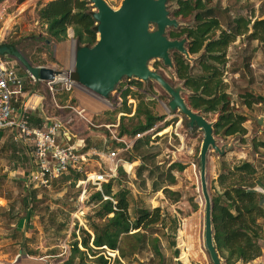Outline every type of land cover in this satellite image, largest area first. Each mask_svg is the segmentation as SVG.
I'll return each mask as SVG.
<instances>
[{
  "label": "rangeland",
  "instance_id": "rangeland-1",
  "mask_svg": "<svg viewBox=\"0 0 264 264\" xmlns=\"http://www.w3.org/2000/svg\"><path fill=\"white\" fill-rule=\"evenodd\" d=\"M106 1L116 8L122 0ZM39 3L34 10L32 6L30 8L32 11H27L24 23L4 25V21L13 9L9 6L7 15L0 20V42H14L32 65L47 66V63H52L51 61L54 60L56 41L47 43L45 40L44 24L36 15ZM2 5L0 4V13ZM208 6L214 9L213 14L218 17L222 28L225 29L235 16L244 15L252 20L264 18V0H211ZM168 7L175 8L176 1L168 3ZM178 23V26H184L187 21L178 20ZM171 28L172 26L167 27V36ZM69 34L72 35L71 29ZM72 46L73 42H71ZM8 57L23 77L27 90L37 92L44 97L42 103L47 114L66 121L73 116L70 114V109L64 107L66 104L70 103L84 109L85 119L74 118L71 123H67V127L84 140L82 149L84 151L92 149L107 153L109 149L118 146L119 144L111 137L113 134L118 135L121 116L124 115L122 122L129 128L136 121L131 120L130 117L140 100L148 103L152 111L162 117L147 133L151 141L148 146L141 148V151L146 156L148 166L151 167L166 165L173 161L186 165L182 172L175 171L178 180L176 184L171 185L172 189L180 191V199L172 201L166 198L162 191H151V179L148 178L147 170L142 174V178L146 179V186L143 187L141 178L136 175L141 158L135 159L138 163L133 170L134 175L122 174L120 183L131 190L132 215L136 208L156 206H160L162 213L166 215L165 228L156 224L149 230L152 233L149 236L160 239L162 252L165 255L163 263L155 259L152 261L154 264H212L203 245L204 200L198 173V155L203 133L201 130H191L187 127V118L180 111L169 110V95L155 81L123 77L107 98L75 85L66 93L61 94L60 91L55 93L53 99L44 82L33 83L26 69L14 58ZM198 57L191 55L190 61L194 65V72L198 71ZM226 58L222 74L225 91L230 95L234 109L246 116L244 125L247 133L243 136H215L217 145L223 148V153L215 152L212 148L208 152L207 184L210 196L221 190L223 186L232 183L237 175L228 174L230 169L224 170L221 166L222 162L226 164V168L229 166L231 168L242 160H248L258 167L260 173L264 168V147L256 146L257 142H264V118L261 124L257 122V118L264 115V41L251 39L247 34L237 36L227 48ZM156 63L158 67L154 66ZM149 66L173 86H182L181 95L186 101L189 92L185 89L183 81L177 78L174 66L170 68L158 59L151 60ZM54 69L62 72L61 75L69 74L67 68L55 65ZM132 81L140 82L141 85L131 83ZM127 87L131 90L126 97V106L130 108V113L122 112L125 106L121 92ZM247 93L257 98L251 107H247L244 103L246 99L244 94ZM55 101L61 107H57ZM39 118L34 116L32 123L38 124ZM205 118L213 123L217 115L208 114ZM105 140L108 142L105 143ZM16 151L17 148L11 146L3 145L0 148L2 164L0 196L4 197L6 202L0 207V264H62L70 255L74 240L73 233L75 232L80 239L82 232L79 228L87 229V217L92 213L94 206L88 200L96 189L92 184L77 181L72 185V181L64 180L63 177L53 180L48 187L29 188L25 185L22 172L28 169V161L20 160ZM131 151L132 148L124 150L121 155L129 156ZM97 162L102 163L100 157L90 155L87 169L105 168L104 164L100 167ZM192 163L195 164V170ZM13 169L16 170L15 173H11ZM223 172L227 174L225 182L219 179L220 173ZM157 174L155 173L154 176ZM113 188L118 189L116 183ZM255 189L264 193V189L259 185H256ZM192 202L198 204L197 210H193ZM172 219H175V222L171 221ZM172 241L175 242V246H172ZM259 244L261 252L257 258L247 263L237 261L234 264L264 261V229ZM175 249H178L177 256L174 254ZM183 252L186 258H181ZM103 253L111 256L109 264H115L117 250L105 249ZM150 257V252L145 250L137 256L139 261H134L133 264H152Z\"/></svg>",
  "mask_w": 264,
  "mask_h": 264
},
{
  "label": "trees",
  "instance_id": "trees-1",
  "mask_svg": "<svg viewBox=\"0 0 264 264\" xmlns=\"http://www.w3.org/2000/svg\"><path fill=\"white\" fill-rule=\"evenodd\" d=\"M171 1L173 0L166 2L169 15L177 21H187V23L184 26L172 27L167 32L168 37L184 38L189 54L199 56L198 71L194 72V65L189 59L176 50H171L175 74L183 81L185 89L189 92L186 103L205 117L208 114L217 115L213 122L215 136L245 135L246 116L237 112L231 104L230 95L225 91L222 74L227 61V48L237 36L247 34L251 39L264 41V18L252 20L244 15L235 16L225 29L222 28L218 17L213 14L214 9L208 6L211 0H175V8L168 7ZM93 13L89 0H50L43 4L39 3L36 9L38 20L45 25V40L63 41L67 39L68 29L71 28L76 47L92 46L96 42L97 24ZM3 43L6 42L0 44ZM9 44L16 46L14 42ZM154 66L159 65L156 63ZM70 77L75 79L76 74L72 72ZM131 83L141 85L136 81ZM47 90L50 93L48 87ZM130 92L129 87L121 92L125 106V110L122 111L124 113H130V108L126 106V97ZM244 96L247 107H251L257 100L251 93ZM37 114L38 111L33 113L34 116H38ZM32 118H30L31 122ZM122 119L124 115L121 116L118 125V135L132 137L136 133L151 129L162 117L156 115L148 103L140 100L130 117L131 120H136L135 123L128 128ZM150 141L149 134L136 139L132 151L125 158L130 161L141 158L136 175L141 178L143 187L146 186V179L142 178V174L147 170L148 178L151 179L150 190L162 191L166 198L178 201L181 193L172 189L171 185L176 184L178 180L175 171L182 172L186 165L173 161L166 165L148 166L141 148L148 146ZM256 146L264 147V142H257ZM221 166L224 170L230 169L228 174H237V177L235 176L236 179L234 177L232 183L223 186L211 196L214 240L219 255L226 264H234L237 261L247 263L257 258L261 252L259 241L264 229V193L259 192L255 187L259 185L264 189V168L262 174L258 167L248 160H242L231 168L230 166L226 168L224 162ZM155 173L158 174L154 176ZM122 174L126 175L120 166L115 177L102 183L100 189L92 192L88 201L94 206L92 213L87 217V229L79 228L82 232L80 239L75 232L73 233L74 240L70 255L62 264H109L111 256L103 253L105 249L118 251L114 258L115 264H133L134 261H139L137 256L145 250L150 252L152 264L155 259L159 263L164 262L165 255L162 252L161 241L156 236H149L152 234L149 230L156 224L165 228L166 215L162 213L160 206L139 207L132 215L130 204L133 197L131 190L120 183ZM61 177L72 181L74 185L75 181L83 178V175L69 171ZM219 179L225 182L227 174L220 173ZM114 183L117 184V190L113 188ZM192 208L197 210L198 204L192 202ZM171 221L175 222V219ZM172 246H175L174 241ZM174 254L177 256L178 249H175Z\"/></svg>",
  "mask_w": 264,
  "mask_h": 264
},
{
  "label": "water",
  "instance_id": "water-1",
  "mask_svg": "<svg viewBox=\"0 0 264 264\" xmlns=\"http://www.w3.org/2000/svg\"><path fill=\"white\" fill-rule=\"evenodd\" d=\"M89 1L97 24V38L92 46L76 47L75 40H72L70 74H76V78H73L75 85L107 98L123 77L155 81L169 95V110L180 111L187 118L191 130L202 131L198 173L204 200L203 245L212 264H226L214 240L212 201L207 184L208 152L212 148L222 154L223 148L216 143L213 123L186 103L181 95L182 86H173L149 66L151 60L158 59L171 68V50L191 59L184 38L172 39L166 35L167 27L179 25L177 19L169 15L167 0H122L116 8L106 0ZM0 54L14 58L35 79L49 81L62 73L49 66L32 65L16 46L9 43L0 44ZM263 118L264 115L257 118V122L261 124ZM249 264H264V261Z\"/></svg>",
  "mask_w": 264,
  "mask_h": 264
},
{
  "label": "built area",
  "instance_id": "built-area-1",
  "mask_svg": "<svg viewBox=\"0 0 264 264\" xmlns=\"http://www.w3.org/2000/svg\"><path fill=\"white\" fill-rule=\"evenodd\" d=\"M3 11L1 10L0 19L3 16ZM29 76L33 83L45 82L53 99L55 93L68 92L75 86L74 80L70 77V71L67 75L59 74L49 81ZM43 98L41 94L25 89L23 77L13 62L0 54V131H9L12 141L27 149L30 160L29 168L24 174V182L29 188L48 187L53 180L69 171H74L83 175L82 179L77 180L78 183L92 184L95 189H100L102 183L108 182L110 178L117 175L120 166L125 168L121 153L131 149L136 139L151 131L149 129L142 133H136L132 137L113 134L111 139L119 145L109 149L107 153L92 149L84 151L82 150L84 143L77 144L73 140L76 135L67 127V123H71L75 117L77 119L86 118L84 109L70 103L66 104L64 107L69 108L70 114L74 117L71 116L63 121L61 118L44 112L42 109ZM55 104L57 107H61L56 102ZM37 107L41 108L45 115L38 124H33L30 118ZM106 142L108 141L105 140ZM1 146L0 136V148ZM90 155L100 157L102 163L107 166L106 170H88L86 166ZM192 166L195 170L194 163ZM129 170L124 169L125 172ZM126 174L128 173L126 172Z\"/></svg>",
  "mask_w": 264,
  "mask_h": 264
},
{
  "label": "crops",
  "instance_id": "crops-1",
  "mask_svg": "<svg viewBox=\"0 0 264 264\" xmlns=\"http://www.w3.org/2000/svg\"><path fill=\"white\" fill-rule=\"evenodd\" d=\"M48 1H50V0H0V4H3L1 10H4L3 11V16H2L1 19H3L4 16L7 15V9L9 8V6L13 7L12 11L9 13V17L6 19V21H4L3 24L5 25V24L8 23L10 25V23L11 24L24 23V17L26 16L27 11L28 12L32 11V10H30V8L32 6H33L32 8L34 10L36 8L38 2L43 4V3H46ZM70 29L71 28L68 29V34H67L69 36L68 39H65V40L60 41V42H56V50H55V53L53 54L54 60L51 61L52 63H47L46 64L47 66H49L51 68H55V65H56L58 67L60 66L62 68H67L69 71H71L72 56H73V46L71 47V42H72L73 39H72V35L69 34V30ZM71 31H72V29H71ZM46 42L49 43V41H47V40H46ZM3 55L6 56L7 58H9L8 55H6V54H3ZM25 89H27V88H25ZM77 107H79V106H77ZM42 109L44 110V112H46L44 106H42ZM37 111H38L37 115H38V117H40L39 119L41 121L42 117H44L45 114L41 111V108L39 109L37 107L36 108V112ZM31 116H34V115L31 114ZM0 136H1V140H2V146L5 145V146L16 147L17 148L16 154L19 155L18 158L20 160H23V159L26 160L27 159V161H28L27 164L29 166L30 157H29V154L27 152V149L22 147V146H20L19 144H16L15 142H13L9 131H6V130L0 131ZM73 140L77 144H80V145H82L84 143V140L82 138L78 137V136H75V139H73ZM122 158H123V161H124L125 168L127 170L130 169L129 171H126V172L129 174V176H130V174L134 175V171L133 170L135 169V166L137 165L138 162L135 161V160L130 161L127 158H125L124 156H122ZM97 164H98V166L101 167L102 164H104V163L97 162ZM104 167H105L104 169L106 170V168H107L106 164H104ZM27 170L22 171L23 172V177H24V174L27 172ZM15 172H16L15 169H13L11 171V173H15ZM5 203H6L5 202V198L0 196V207L4 206Z\"/></svg>",
  "mask_w": 264,
  "mask_h": 264
},
{
  "label": "bare ground",
  "instance_id": "bare-ground-1",
  "mask_svg": "<svg viewBox=\"0 0 264 264\" xmlns=\"http://www.w3.org/2000/svg\"><path fill=\"white\" fill-rule=\"evenodd\" d=\"M181 258H186V255L184 254V252L182 253Z\"/></svg>",
  "mask_w": 264,
  "mask_h": 264
}]
</instances>
